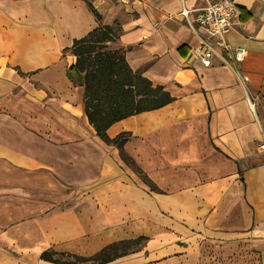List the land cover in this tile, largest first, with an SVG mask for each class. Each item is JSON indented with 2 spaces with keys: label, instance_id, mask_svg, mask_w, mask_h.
<instances>
[{
  "label": "crops",
  "instance_id": "1",
  "mask_svg": "<svg viewBox=\"0 0 264 264\" xmlns=\"http://www.w3.org/2000/svg\"><path fill=\"white\" fill-rule=\"evenodd\" d=\"M232 1L234 67L191 51L180 12L202 0H0V264L137 236L140 250L103 264H264V0ZM98 24L172 97L106 129L129 134L122 149L156 190L98 138L66 76L65 49Z\"/></svg>",
  "mask_w": 264,
  "mask_h": 264
},
{
  "label": "trees",
  "instance_id": "2",
  "mask_svg": "<svg viewBox=\"0 0 264 264\" xmlns=\"http://www.w3.org/2000/svg\"><path fill=\"white\" fill-rule=\"evenodd\" d=\"M88 5L99 20L100 15L90 3ZM119 30L115 25L98 24L85 36L73 40L71 46L65 49L75 56L74 63L66 69V76L73 84L83 87L84 112L98 138L106 144L115 145L121 160L150 190H156L122 149L129 134L122 132L110 138L106 129L111 123L129 115L159 108L169 103L172 97L162 86L152 85L148 79L133 72L125 60L123 48L109 45ZM144 241V236L113 241L91 256L48 249L42 251L39 257L59 264H103L140 250Z\"/></svg>",
  "mask_w": 264,
  "mask_h": 264
},
{
  "label": "built area",
  "instance_id": "3",
  "mask_svg": "<svg viewBox=\"0 0 264 264\" xmlns=\"http://www.w3.org/2000/svg\"><path fill=\"white\" fill-rule=\"evenodd\" d=\"M202 1L203 4L192 11L191 18L189 10L182 9L180 12L198 38L197 45L191 51L205 66L211 64L213 56H218L234 67V63L242 60L246 54L243 47L232 46L226 40V35L239 17L237 6L232 0ZM260 147L264 148V142Z\"/></svg>",
  "mask_w": 264,
  "mask_h": 264
},
{
  "label": "rangeland",
  "instance_id": "4",
  "mask_svg": "<svg viewBox=\"0 0 264 264\" xmlns=\"http://www.w3.org/2000/svg\"><path fill=\"white\" fill-rule=\"evenodd\" d=\"M110 44V43H109ZM104 229H107V228H104ZM103 228H100V231L104 230Z\"/></svg>",
  "mask_w": 264,
  "mask_h": 264
}]
</instances>
